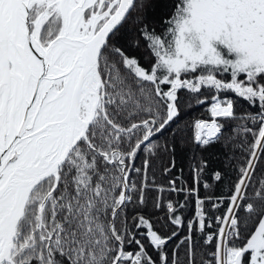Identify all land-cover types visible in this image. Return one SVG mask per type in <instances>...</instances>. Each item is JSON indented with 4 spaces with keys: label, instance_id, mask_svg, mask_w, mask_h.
<instances>
[{
    "label": "snow or ice",
    "instance_id": "1",
    "mask_svg": "<svg viewBox=\"0 0 264 264\" xmlns=\"http://www.w3.org/2000/svg\"><path fill=\"white\" fill-rule=\"evenodd\" d=\"M150 6L0 0V264H264V0Z\"/></svg>",
    "mask_w": 264,
    "mask_h": 264
},
{
    "label": "trees",
    "instance_id": "2",
    "mask_svg": "<svg viewBox=\"0 0 264 264\" xmlns=\"http://www.w3.org/2000/svg\"><path fill=\"white\" fill-rule=\"evenodd\" d=\"M148 3L151 5L148 8V20L149 22L156 27L157 32L161 30V23L162 18L165 17L167 14L171 11V0H148ZM138 55L140 57L144 56V52L140 51L138 52ZM141 63H144V60L141 59ZM183 98V93L181 94ZM237 111H243L242 108H238ZM202 112V109H193L188 113L189 117H196L199 116ZM161 142H163V138H161ZM205 159H207L209 168L211 169H223L225 170L228 175H232V173L228 170V164L229 160L226 159L225 150L219 145H213L211 146L207 151L202 153ZM178 165L184 168V175H188V164H189V158L190 153L188 149L181 144H177L176 146V153H175ZM168 160V157L165 156L163 158V163H166ZM156 182L158 184L166 183L164 178L162 177L161 173L157 171L156 173ZM203 194V192L201 193ZM156 193L151 192L149 193V196L155 197ZM175 241L172 242L174 244ZM171 244L169 247L171 248Z\"/></svg>",
    "mask_w": 264,
    "mask_h": 264
}]
</instances>
